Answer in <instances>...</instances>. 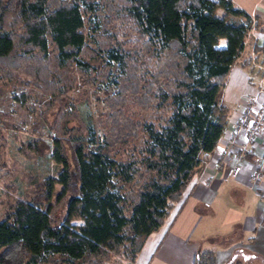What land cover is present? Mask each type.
I'll return each instance as SVG.
<instances>
[{
	"label": "trees",
	"instance_id": "obj_1",
	"mask_svg": "<svg viewBox=\"0 0 264 264\" xmlns=\"http://www.w3.org/2000/svg\"><path fill=\"white\" fill-rule=\"evenodd\" d=\"M250 22L232 0H0L1 78L23 76L63 99V73L89 71L98 50L119 73L99 142L78 112L76 126L54 123L43 154L58 169L0 219V264H132L222 134L217 99ZM106 23L131 47L106 36ZM90 30L97 49L85 41ZM192 264H214L212 251L196 250Z\"/></svg>",
	"mask_w": 264,
	"mask_h": 264
},
{
	"label": "crops",
	"instance_id": "obj_2",
	"mask_svg": "<svg viewBox=\"0 0 264 264\" xmlns=\"http://www.w3.org/2000/svg\"><path fill=\"white\" fill-rule=\"evenodd\" d=\"M232 2L254 25L218 95L227 126L194 168L160 226L148 234L132 264H192L200 249L212 251L214 264H264V125L245 154L227 144L228 128L243 109L245 95L256 92L247 78L257 73L241 61L253 57L254 43L262 40L264 0ZM258 60L264 65V52Z\"/></svg>",
	"mask_w": 264,
	"mask_h": 264
},
{
	"label": "rangeland",
	"instance_id": "obj_3",
	"mask_svg": "<svg viewBox=\"0 0 264 264\" xmlns=\"http://www.w3.org/2000/svg\"><path fill=\"white\" fill-rule=\"evenodd\" d=\"M97 9L99 16L95 14L92 22L97 21L99 30L96 33H100L103 24L101 17L105 11L100 5ZM105 27L106 36L119 33V43L126 49L131 47L127 43L128 37L123 36V30L117 32L113 23H106ZM92 33L91 30L86 33L85 41L88 46L97 49ZM246 37L247 34L244 42L249 39ZM221 41L219 39L218 44ZM88 63L92 67L89 71L78 72L74 69L67 76L63 73L60 81L65 89L63 99L44 87L26 83L23 76L15 79L0 77V219L15 200L31 201L40 194L44 178L55 176L58 166L46 153L43 154L48 151L43 143H49L54 135V123L66 119L68 127L76 126L72 115L78 112L94 133L96 141L99 142L100 136L107 132L108 126H103L102 122L110 112L107 99L115 94L118 68L107 59L103 50H98L92 58L90 56ZM66 77H71L67 88ZM84 142L89 147L94 145L88 143L86 136ZM33 143L38 144L39 152L31 149ZM59 188V184L55 183L53 191ZM71 222L76 227L82 223L80 219Z\"/></svg>",
	"mask_w": 264,
	"mask_h": 264
},
{
	"label": "built area",
	"instance_id": "obj_4",
	"mask_svg": "<svg viewBox=\"0 0 264 264\" xmlns=\"http://www.w3.org/2000/svg\"><path fill=\"white\" fill-rule=\"evenodd\" d=\"M251 19L250 27L254 24ZM250 65L257 73V77L250 75L247 78L249 84L255 85L256 92L244 97L245 105L241 112L231 121L228 128V146H236L239 154L247 152V146L257 136L264 125V65L262 60L253 56ZM227 126V124H226ZM241 137L240 140L238 138Z\"/></svg>",
	"mask_w": 264,
	"mask_h": 264
}]
</instances>
